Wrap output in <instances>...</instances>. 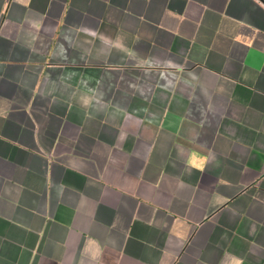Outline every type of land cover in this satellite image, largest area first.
Returning <instances> with one entry per match:
<instances>
[{"label": "crops", "instance_id": "obj_1", "mask_svg": "<svg viewBox=\"0 0 264 264\" xmlns=\"http://www.w3.org/2000/svg\"><path fill=\"white\" fill-rule=\"evenodd\" d=\"M0 264H264V0H0Z\"/></svg>", "mask_w": 264, "mask_h": 264}]
</instances>
